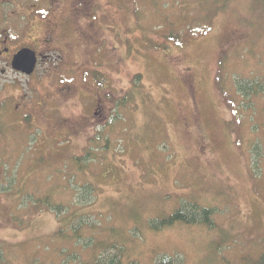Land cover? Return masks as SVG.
Returning <instances> with one entry per match:
<instances>
[{
	"label": "rangeland",
	"instance_id": "rangeland-1",
	"mask_svg": "<svg viewBox=\"0 0 264 264\" xmlns=\"http://www.w3.org/2000/svg\"><path fill=\"white\" fill-rule=\"evenodd\" d=\"M89 26L98 33L90 40ZM5 35L12 52L41 49L52 59L33 76L0 72V264L53 262L71 249L54 212L36 203L71 205V174L78 190L97 187L89 213L107 227L95 238L124 243L122 264H155L156 252L179 264L258 261L264 93L246 99L234 85L264 80V0H0ZM129 91L133 100L116 110ZM256 140L259 169L249 155ZM88 145L97 159L80 171L75 156ZM187 201L215 207L214 226L146 225Z\"/></svg>",
	"mask_w": 264,
	"mask_h": 264
},
{
	"label": "trees",
	"instance_id": "trees-1",
	"mask_svg": "<svg viewBox=\"0 0 264 264\" xmlns=\"http://www.w3.org/2000/svg\"><path fill=\"white\" fill-rule=\"evenodd\" d=\"M84 37V36H83ZM142 83L141 76H135L132 80L133 86L130 88L134 92L139 91V87ZM235 90H238L247 99L251 94L262 92L264 93V80H253L243 78L235 82ZM136 96V95H135ZM134 97L120 98L116 102V110L124 108ZM246 105L243 108H248L249 104L245 100ZM241 115V114H239ZM256 142V143H255ZM107 143H110L107 139ZM254 146L250 151V164H254L255 169H259L258 159L262 156V147L259 140L254 141ZM107 146V145H106ZM105 146V147H106ZM94 145H88L83 154L75 156V162H78L80 171L88 168L89 164L95 163L97 158L93 151ZM110 145L108 146V149ZM96 149V148H95ZM112 169L106 170L104 175H111ZM9 176V175H8ZM6 176V185L9 184V177ZM68 186L72 188L73 199L71 205L62 202L53 203L48 196H41L36 198V203L40 206L48 207L54 212L56 218L59 221V231L57 237L64 242V240L72 241L73 245L71 249L64 247L59 250L57 256L58 259L51 261L41 260L40 257L34 259V264H122L123 248L124 243H117L114 240L112 243H105L106 241H97L95 238V232L98 227H107L106 222L101 220V217H96L89 213V209L96 203L98 197V189L92 183L81 184L82 189L78 190L75 186L76 181L73 182V175L66 177ZM11 182V180H10ZM32 197V196H30ZM51 197V196H50ZM216 212L215 207L203 206L198 202H180L179 206L175 207L174 210L165 217H148L146 225L154 231H159L164 228L174 227L178 224L185 225H205L209 228L214 226V214ZM100 216V215H99ZM111 233H116V228L111 227ZM132 233L135 236L140 234L141 230L138 227H133ZM129 230V232H131ZM111 238H117L113 235ZM80 249L77 250L76 247ZM86 251L91 254L92 259L90 262H84L82 252ZM116 251L115 254L112 252ZM155 264H179L176 263L178 260L176 257L169 256L164 252L155 253ZM121 256V259H120ZM255 264H264V253L260 256Z\"/></svg>",
	"mask_w": 264,
	"mask_h": 264
},
{
	"label": "flooded vegetation",
	"instance_id": "flooded-vegetation-1",
	"mask_svg": "<svg viewBox=\"0 0 264 264\" xmlns=\"http://www.w3.org/2000/svg\"><path fill=\"white\" fill-rule=\"evenodd\" d=\"M72 3L74 4L75 2L77 3L78 0H71ZM86 1V0H81ZM54 2H58V1H54ZM59 3V2H58ZM86 3V2H85ZM90 3V2H89ZM84 4V3H83ZM57 8V7H56ZM76 9V8H75ZM89 9L92 11L94 10L93 6H89ZM75 12L78 14L77 10H75ZM98 35L97 31L93 28V26H89L88 27V31L87 34H83L84 38L86 39H94L96 38V36ZM53 39V38H52ZM45 40L44 41V45L46 46V48L49 47V43L53 42L54 40ZM11 41L10 36L5 35L1 40H0V72L4 73L8 68H12V61H13V57L14 55L22 48H20L19 50H15L14 52H12V49L9 46V42ZM41 49H39V51L37 52V58H38V64L40 63H45V62H49L50 59H52L51 55L45 54L44 52L42 53L40 51ZM10 56L9 59H7V56ZM47 59V60H46ZM13 69V68H12ZM35 73V72H34ZM34 73L31 75L33 76ZM92 115H95L97 118H102V121L104 119V116L102 117V113L100 111V108H97L96 104L94 105L93 109H92Z\"/></svg>",
	"mask_w": 264,
	"mask_h": 264
},
{
	"label": "water",
	"instance_id": "water-1",
	"mask_svg": "<svg viewBox=\"0 0 264 264\" xmlns=\"http://www.w3.org/2000/svg\"><path fill=\"white\" fill-rule=\"evenodd\" d=\"M38 58L34 50L24 47L13 57L12 68L26 75H31L37 66Z\"/></svg>",
	"mask_w": 264,
	"mask_h": 264
},
{
	"label": "bare ground",
	"instance_id": "bare-ground-1",
	"mask_svg": "<svg viewBox=\"0 0 264 264\" xmlns=\"http://www.w3.org/2000/svg\"><path fill=\"white\" fill-rule=\"evenodd\" d=\"M22 48H24V47H22ZM28 48V47H27ZM31 49V48H30ZM33 50V49H32ZM35 51V50H34ZM36 52V51H35ZM36 54H37V52H36Z\"/></svg>",
	"mask_w": 264,
	"mask_h": 264
}]
</instances>
